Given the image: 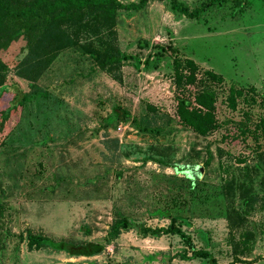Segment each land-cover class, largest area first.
<instances>
[{"label":"rangeland","instance_id":"obj_1","mask_svg":"<svg viewBox=\"0 0 264 264\" xmlns=\"http://www.w3.org/2000/svg\"><path fill=\"white\" fill-rule=\"evenodd\" d=\"M181 1L193 8L203 0ZM29 23L28 32L1 39L0 69L35 43L43 20ZM114 32L120 52L134 58L113 73L73 46L32 86L17 78L28 98L0 121V264H210L183 257L191 251L175 234L131 227L110 237L121 216L149 227H165L173 217L216 264H264V167H256L252 140L221 142L229 126L204 136L178 127L172 58L169 51L156 54L157 45H171L263 97L264 0H229L196 18L166 0H149L137 11L119 10ZM9 98L0 97V113ZM117 104L131 114L125 122L111 118ZM223 108L220 117H238ZM250 108L257 121L264 100ZM27 229L51 245L29 248ZM59 242L103 249L74 256L52 246Z\"/></svg>","mask_w":264,"mask_h":264},{"label":"trees","instance_id":"obj_2","mask_svg":"<svg viewBox=\"0 0 264 264\" xmlns=\"http://www.w3.org/2000/svg\"><path fill=\"white\" fill-rule=\"evenodd\" d=\"M148 1L122 3L120 0H0V41L3 37L19 35L22 31L28 32L32 18L43 20L41 33L28 53L14 65L0 69V97L10 95L7 107L0 113V121L7 120L28 98L19 81L22 79L29 87L32 86V82L46 65L64 48L78 46L93 60L95 66L108 73H113L122 60L133 59L132 55L121 53L114 43L115 18L119 10L137 11ZM166 1L172 10L188 18H196L211 6L229 0H203L193 8L181 0ZM82 38L84 42L81 43ZM138 45L144 47L147 42L139 40ZM156 48V54L163 55L169 51L172 58L176 125L202 136L229 126L232 130L224 128L220 141L226 142L237 137L251 139L253 144L250 148L256 167L263 168L264 147L260 143V137H264V111L257 121L252 120L254 111L250 106L257 105L264 100V96L259 95L254 86H238L225 80L221 74L200 66L193 59L182 57L171 45H157ZM148 62L149 56L144 60L146 65ZM223 106L230 113H239L238 117H233L236 114H226L221 118L219 114L224 109ZM130 117V112L118 104L111 109V118L119 122H125ZM218 152L221 154V149L218 148ZM246 203H249L248 197L243 198V204ZM165 214L169 216V213ZM170 218V223L165 227H149L132 223L127 217L121 216L112 221L109 235L116 237L122 229L131 227H137L145 235L175 234L191 251L190 255L184 253L183 257L202 258L210 264H216L212 253L207 249L195 248L192 238L181 229L175 218ZM25 238L29 248L51 245L48 237L36 234L30 229L26 230ZM59 244L58 249L74 256H91L103 249L101 244L94 242Z\"/></svg>","mask_w":264,"mask_h":264},{"label":"water","instance_id":"obj_3","mask_svg":"<svg viewBox=\"0 0 264 264\" xmlns=\"http://www.w3.org/2000/svg\"><path fill=\"white\" fill-rule=\"evenodd\" d=\"M52 246H54L56 248H59L60 247V244L59 243H52Z\"/></svg>","mask_w":264,"mask_h":264}]
</instances>
